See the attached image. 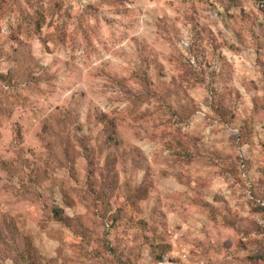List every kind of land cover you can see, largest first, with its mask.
I'll list each match as a JSON object with an SVG mask.
<instances>
[{
  "label": "rangeland",
  "instance_id": "rangeland-1",
  "mask_svg": "<svg viewBox=\"0 0 264 264\" xmlns=\"http://www.w3.org/2000/svg\"><path fill=\"white\" fill-rule=\"evenodd\" d=\"M0 0V264H264V0Z\"/></svg>",
  "mask_w": 264,
  "mask_h": 264
},
{
  "label": "built area",
  "instance_id": "built-area-1",
  "mask_svg": "<svg viewBox=\"0 0 264 264\" xmlns=\"http://www.w3.org/2000/svg\"><path fill=\"white\" fill-rule=\"evenodd\" d=\"M180 1L190 3V4H197V3L203 4L206 2H210L214 6V11H216V15L218 14V12H221V7L218 5L216 0H180ZM257 7L264 8V2H259L257 4Z\"/></svg>",
  "mask_w": 264,
  "mask_h": 264
}]
</instances>
